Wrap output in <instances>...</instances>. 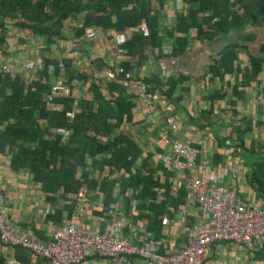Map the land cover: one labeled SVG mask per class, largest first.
Wrapping results in <instances>:
<instances>
[{"label":"trees","instance_id":"16d2710c","mask_svg":"<svg viewBox=\"0 0 264 264\" xmlns=\"http://www.w3.org/2000/svg\"><path fill=\"white\" fill-rule=\"evenodd\" d=\"M168 1L0 0V50L5 51L7 47L6 21H13L15 26L28 29L33 36L43 37L46 42L43 50L48 54L40 57L38 77L30 82L19 74L13 77L0 74V154H9L12 170H28L33 182L40 185L48 201L55 205L59 200L67 202L68 195L77 191L80 184L77 168L84 164L86 156L108 154V159L104 157L101 161H93L92 167L101 170L109 165L125 169L128 176L101 184L104 206L108 207L120 199L124 211L129 212L131 199H135L138 201V216L133 221L145 219L146 233L156 240L162 237L163 219L173 218L179 207L185 205L186 192L183 189L178 194L171 191L173 174L170 172L163 171L164 181L160 183L161 178L156 170L148 169L147 160L151 156L142 164L143 169H147L146 174L142 171L131 173V163L127 158L131 156L136 159L139 148L130 138L120 136L103 145L90 136V133L113 132L124 119L130 121L133 108L130 96L114 84L92 82L88 87L90 99L83 100L75 118L67 121L66 115L72 110V99L57 100L61 107L56 111L46 108L44 95L49 91L51 79L60 75L61 65L67 85L71 86L73 80H87L84 74L74 70L67 59L52 60L49 57L55 41L64 39V23L71 17L82 15L81 27L74 33L76 38L90 27L116 33L137 28V32L121 45V49L127 50V55L136 59L138 65L147 61L148 52L153 53L154 50L158 53L156 60L180 59L185 56L192 39L211 45L222 43L216 59L210 62L206 72L212 84L222 82L226 74L234 75L230 88L232 106L243 100L244 88H250L252 83L258 87L257 95L261 93L264 98V80L260 78L264 73V0H179L182 10L176 15V24L171 30L160 26V12ZM190 33L194 34V38L189 37ZM229 36L236 38L229 41ZM166 40L172 43L171 51L163 54L162 47ZM254 41L259 46L257 55H252L246 49V44ZM243 50L250 68L241 72L237 61ZM121 66L126 71L131 69L128 64ZM156 79L153 75L150 79H144L149 91L166 88L168 98H172L178 85L186 80L181 75L177 78L170 76L163 84ZM101 89L107 90V97L101 93ZM223 92V87L214 89L208 99H224ZM262 124L264 121L259 120V125ZM52 130L56 133H52ZM253 130L251 120H241L232 126V134L223 138L218 136L217 142L220 148L241 149L240 155L248 167L246 183L254 191L256 200L264 202V140L257 144L252 139ZM63 131L69 135L65 144L60 143ZM249 141L251 148L247 147ZM223 159L222 155H215L212 163L217 166ZM82 177L86 178L87 173L83 172ZM88 185L93 190L96 188L95 182ZM160 189L163 192L158 199ZM128 190L131 191L130 198L126 197ZM115 193H118L117 198ZM65 205L64 209L70 211V206ZM61 216L62 210L57 208L47 215V220L58 225ZM246 252L259 257L263 250ZM13 254L21 264H28L29 254L26 250L15 247ZM0 264H9L3 255H0Z\"/></svg>","mask_w":264,"mask_h":264},{"label":"built area","instance_id":"2783aa9c","mask_svg":"<svg viewBox=\"0 0 264 264\" xmlns=\"http://www.w3.org/2000/svg\"><path fill=\"white\" fill-rule=\"evenodd\" d=\"M93 28L86 29L88 38H93L94 30L90 31ZM137 30L126 29L116 34L117 51L114 60L88 82L86 90L92 82L111 83L124 89L133 104L131 120L124 119L113 132L98 135L90 133V136L103 145L120 136L130 138L139 148L136 159L131 156L127 158L131 163V173L142 171L146 174L147 169H143L142 164L151 156L147 160L148 169L156 170L157 176L161 178L160 183L164 181L163 171L172 173L171 191L178 194L183 189L187 195L185 205L179 207L173 218L163 219L162 237L152 239V235L145 231V219L133 221L138 216V201L131 199L129 212L124 211L120 199L108 207L104 206L105 196L100 191L101 184L126 178L128 172L109 165L103 166L101 170L92 167L93 161H101L104 157L108 159V154L86 156L84 164L77 168V179L80 182L78 189L73 195H68L67 202L60 201L58 208L62 210L61 221L58 225H52L45 242L14 227L6 215L5 195L0 190V255L6 258L7 263L15 264L14 257L2 253L7 248L15 247L26 250L31 260L41 259L45 264H83L95 258L104 264H230L227 258L233 256L234 252L228 251V247H240L252 252L263 247L264 205L245 201L235 189L238 182L235 178L239 177L245 182L248 172L240 155L241 149L221 148L212 153L203 144L194 145L191 140L182 139V120L176 113L177 101L174 95L168 98L166 88L150 92L141 73L133 74L121 66L130 62L127 50L121 49V45L130 40ZM170 51L171 46L162 47L163 54ZM237 65L241 72L250 68L246 58L241 62L238 60ZM0 74L13 77L17 71L13 65L4 63L0 65ZM163 77L166 80L170 74L166 72ZM223 81H234V75L226 74ZM219 84L220 81L212 84L207 74L203 77L200 89L213 88L214 91ZM253 89L256 91L258 87ZM245 90H248V97L252 88L247 87ZM101 93L108 96L105 89H101ZM65 98L72 99V110L66 115L67 121H72L80 111L81 102L87 99L84 93H75L73 86L66 84L61 65L60 75L44 95V103L47 109L57 111L61 107L57 100ZM245 100L244 103L248 104L246 116L253 123L252 138L256 139L260 134L259 120L264 121V98L259 93L256 99ZM240 103L237 101V106ZM134 117L136 120H132ZM188 128L191 129L190 126ZM52 133L56 131L52 130ZM60 135V143H67L68 133L63 131ZM213 154L222 155L224 163L214 166ZM83 172L87 173L86 178L82 177ZM228 176L236 182L231 187L223 183V178ZM90 182L96 183L94 190L89 187ZM162 192L160 189L157 193L158 199ZM117 194H114L115 198ZM126 197H131L130 190ZM65 204L70 206V211L64 209ZM188 205L194 207V213L187 212ZM191 217L195 219L190 222ZM176 236L183 237L178 248Z\"/></svg>","mask_w":264,"mask_h":264},{"label":"crops","instance_id":"0c3cea01","mask_svg":"<svg viewBox=\"0 0 264 264\" xmlns=\"http://www.w3.org/2000/svg\"><path fill=\"white\" fill-rule=\"evenodd\" d=\"M182 10L179 0H169L165 7L160 12V26L171 30L176 24V15ZM83 21V16L71 17L64 23L62 35L63 40H56L49 53L52 60H59L66 57L78 73L84 74L87 77L86 81L73 80L71 86L75 93L82 92L85 94V99H90L87 90L88 82L99 72L107 68V64L114 60V53L117 51L115 43L116 32L102 31L97 28L94 30L93 38H88L87 31L84 30L80 37H75L74 33L80 29ZM8 29V37L6 39L7 47L5 51L0 50V65L9 63L13 65L17 74L21 75L26 82H30L37 78V68L39 67V58L46 56L45 39L39 36H33L26 28H19L14 25L13 21H6ZM190 38H194V34L190 33ZM235 36H229L228 40H235ZM171 41L166 40L163 46H171ZM222 48V43L211 45L205 42H199L192 39L189 48L184 57L180 59L162 58L156 60L158 54L148 52L147 61L137 64V60L130 57L129 71L133 74H142L141 76L146 80L151 76H156V80L165 82L163 75L168 72L171 77H179L180 75L186 78L178 87L174 94L177 101L176 113L182 120L180 130V137L184 140H191L194 145H205L209 152L219 151L221 148L218 145L217 137L223 138L228 134H232V126L238 121L249 120L246 116V109L248 107L247 100L256 99L257 90L254 91L256 84L250 85L252 91L248 97L245 95L239 106L237 104L232 106V82H220L219 86L223 87L225 98L211 101L208 99L209 95L213 93L212 89L201 88L203 77L206 75L208 65L217 57V52ZM246 49L252 55H257L259 46L257 42L247 43ZM48 55V54H47ZM245 52L240 51V62L244 59ZM264 80V73L260 75ZM65 79V78H64ZM51 84L55 79H51ZM229 84V85H228ZM214 88V89H215ZM220 101V102H219ZM136 120V118H132ZM191 127L189 129L188 127ZM251 136V135H250ZM249 136V137H250ZM260 137V138H259ZM255 139V138H252ZM264 140V124L260 127V134L255 139ZM214 155V154H213ZM215 156V155H214ZM245 164L246 160L243 159ZM224 161V159H223ZM224 163V162H221ZM10 156L6 152L0 154V190L5 195L4 207L7 217L12 221L17 230H21L40 242H45L49 238L52 223L47 220V215L52 214L55 209L59 207L60 200L56 205L52 204L45 197L39 184L33 182L32 176L28 170L14 171L10 168ZM234 176V175H233ZM238 181L237 183L235 182ZM224 177L223 183L226 186H233L237 189L238 195L245 201L258 202L255 198L254 191L241 178ZM234 181V183H233ZM264 205V202H258ZM188 213H194V207L188 205ZM194 221L195 218L191 217ZM190 219V220H192ZM182 236H176L179 242ZM263 250L259 257L253 253H247L245 249L240 247H228V251H233V256L227 258L230 264H246L245 261L251 260V264H264V244L259 250ZM227 251V252H228ZM27 252V251H26ZM4 255H14L13 249H6L3 251ZM29 254V253H28ZM245 254L248 256L245 257ZM14 257V256H13ZM249 257V259H248ZM15 264H21L18 260ZM28 264H45L41 259H28ZM83 264H104L102 260L97 258L88 260Z\"/></svg>","mask_w":264,"mask_h":264},{"label":"rangeland","instance_id":"374dc122","mask_svg":"<svg viewBox=\"0 0 264 264\" xmlns=\"http://www.w3.org/2000/svg\"><path fill=\"white\" fill-rule=\"evenodd\" d=\"M258 144V143H257ZM251 146H252V143H251V141L250 142H248V148H251ZM192 220H190V222H191ZM248 255L247 254H245V257H247ZM248 259H249V257H248ZM245 263L246 264H251V260L249 259L248 261H245Z\"/></svg>","mask_w":264,"mask_h":264}]
</instances>
